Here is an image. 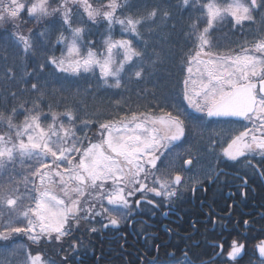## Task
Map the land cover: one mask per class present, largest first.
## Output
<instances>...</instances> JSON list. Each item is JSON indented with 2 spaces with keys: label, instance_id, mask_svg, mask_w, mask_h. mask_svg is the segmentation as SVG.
Wrapping results in <instances>:
<instances>
[{
  "label": "snow or ice",
  "instance_id": "6c2138e0",
  "mask_svg": "<svg viewBox=\"0 0 264 264\" xmlns=\"http://www.w3.org/2000/svg\"><path fill=\"white\" fill-rule=\"evenodd\" d=\"M172 8L190 13L180 62L187 73L182 99L200 114L191 124L183 109L155 92L156 102L145 111L129 108L103 117L90 108V83L83 90L50 89L46 71L85 79L91 74L106 89L143 81L163 62L150 44L154 29L143 28L158 17L170 20ZM25 15L42 28L23 31ZM257 16L264 17V0H161L150 10L138 0H0V264H56L33 251L43 244L57 245L62 264H71L70 256L87 247L84 233L119 228L145 205L153 214L170 209L185 190L226 175L218 170L220 159L264 177V19L250 39L232 41L224 32L226 22L230 31L242 30ZM117 25L120 39L112 36ZM101 27L106 35L98 45L89 37ZM9 60L19 61L23 75ZM10 82L24 87L9 91ZM210 118H224L229 126L204 144L202 129ZM189 133L199 147H183ZM207 154L215 168L202 166ZM236 178L247 185L246 173ZM21 236L28 245L16 243ZM209 247L214 255L207 264L220 258L238 264L246 245L222 237ZM255 250L264 264V239ZM168 255L169 264H193L187 251L183 262Z\"/></svg>",
  "mask_w": 264,
  "mask_h": 264
},
{
  "label": "flooded vegetation",
  "instance_id": "af4514ba",
  "mask_svg": "<svg viewBox=\"0 0 264 264\" xmlns=\"http://www.w3.org/2000/svg\"><path fill=\"white\" fill-rule=\"evenodd\" d=\"M193 115L194 119L200 117L194 111ZM228 126L224 118L207 119L202 129L203 143ZM193 144L200 146L198 138L189 133L183 147ZM215 147L218 154L220 144ZM209 164L216 167L212 154L203 158L202 166L207 168ZM199 168L197 165L194 170L198 172ZM218 170L226 175L220 176L216 182L205 181L203 185H196L194 192L185 190L170 209H157L153 214L150 206L145 205L136 210L139 214L122 222L119 228L110 227L98 232L96 250L91 256L73 254L71 264H153V261L169 264V253H175L183 262L182 253L185 251L193 264H207L214 255L209 244L222 237L237 238L245 243V252L238 264H260L255 245L264 239V177L224 159H220ZM237 173L241 176L247 174V185L236 178ZM200 179H204L203 175ZM164 211L168 212L167 216L163 215ZM245 220L248 225L243 223ZM156 245L160 246L158 250ZM45 256L54 258L49 253ZM225 260L220 258L215 264H225ZM56 264H62L61 259Z\"/></svg>",
  "mask_w": 264,
  "mask_h": 264
},
{
  "label": "trees",
  "instance_id": "16d2710c",
  "mask_svg": "<svg viewBox=\"0 0 264 264\" xmlns=\"http://www.w3.org/2000/svg\"><path fill=\"white\" fill-rule=\"evenodd\" d=\"M141 4L142 9L150 10L151 7L157 5L161 0H138ZM177 0H169V3L175 4ZM172 18L168 21H163L159 17L157 18L155 25H145L143 31L146 33L149 26H151L154 31L151 35L150 44L156 48L157 51L161 52L163 62L159 63L155 68H150V76L145 77L143 81L140 82H128L125 80V88L122 89H106L97 80V76L87 75V79L81 77H65L64 74L56 73L54 76L46 71L43 75L49 79L50 89H59L61 85L65 89L70 87L80 88L83 90L90 83L95 89V96L89 97L90 108L94 107L99 111L103 117H107L109 113L116 114L120 112L123 114L129 108L133 111H145L150 104H154L156 101L153 100L152 93L155 92L159 97L161 94L168 97V104H176L179 108L183 109L190 117V123L194 120L193 112L187 106V103L183 101L181 96V81L184 76L187 75L183 66L181 65L180 58L184 55L186 51L185 40L182 36V32L186 28V21L189 12H185L182 9L177 10L172 8ZM28 20L27 16L24 17ZM264 19L262 16H257L256 22L248 24L244 29L232 30L230 31V25L225 23L224 32L228 33L229 39L232 41H241L244 38H251L255 30H259L261 27L260 21ZM175 25V28L172 26ZM28 28L40 29L41 25H37L34 21L28 20L26 24L23 25L22 30L27 31ZM93 35L89 39H94L97 41L98 45L102 41L103 37L106 35L104 28L93 29ZM114 39L121 38V32L119 25L115 26L112 32ZM59 55V51L56 52ZM19 64V61H17ZM17 64H13L12 60H9V65L17 68L20 75H23V67H17ZM35 62H33L34 66ZM3 68L4 65L0 62V85H3ZM31 71V67L28 69ZM98 75V71H97ZM25 79H29L25 77ZM57 81H59L57 83ZM35 82V81H33ZM9 91H18L23 88L24 85L21 83H8L6 85ZM142 92V95H138ZM27 95V94H25ZM4 98V93L0 91V101ZM119 100L123 108H118L116 106V101ZM127 102V104H125ZM163 102V101H161ZM18 119H23L19 117ZM95 132V128L92 130ZM4 180L7 177L3 178ZM20 179V177H17ZM99 227V225H96ZM98 233H84L83 242L87 246L86 248H81L78 254H88L91 256V252L96 250V239ZM81 233H77L80 236ZM17 244L28 245L29 242L23 236L16 238ZM67 249V244H65ZM33 251H43L44 254H53L55 262L60 261L61 255L59 253V248L57 245L43 244L40 247L32 246ZM2 251V249H0ZM70 252V249H69ZM22 259V257H20Z\"/></svg>",
  "mask_w": 264,
  "mask_h": 264
},
{
  "label": "rangeland",
  "instance_id": "374dc122",
  "mask_svg": "<svg viewBox=\"0 0 264 264\" xmlns=\"http://www.w3.org/2000/svg\"><path fill=\"white\" fill-rule=\"evenodd\" d=\"M226 23H227V22H226ZM97 71H98V70H97ZM190 110H191L192 112L194 111V110H193V109H191V108H190ZM194 112H195V111H194ZM195 113H196V112H195ZM198 115H200V114L198 113Z\"/></svg>",
  "mask_w": 264,
  "mask_h": 264
},
{
  "label": "water",
  "instance_id": "95a60500",
  "mask_svg": "<svg viewBox=\"0 0 264 264\" xmlns=\"http://www.w3.org/2000/svg\"><path fill=\"white\" fill-rule=\"evenodd\" d=\"M211 119H217V118H211Z\"/></svg>",
  "mask_w": 264,
  "mask_h": 264
}]
</instances>
